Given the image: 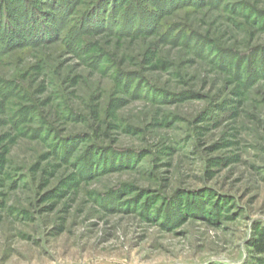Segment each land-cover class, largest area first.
I'll return each instance as SVG.
<instances>
[{
    "label": "rangeland",
    "instance_id": "obj_1",
    "mask_svg": "<svg viewBox=\"0 0 264 264\" xmlns=\"http://www.w3.org/2000/svg\"><path fill=\"white\" fill-rule=\"evenodd\" d=\"M264 0H0V264H264Z\"/></svg>",
    "mask_w": 264,
    "mask_h": 264
},
{
    "label": "trees",
    "instance_id": "obj_2",
    "mask_svg": "<svg viewBox=\"0 0 264 264\" xmlns=\"http://www.w3.org/2000/svg\"><path fill=\"white\" fill-rule=\"evenodd\" d=\"M258 243L256 244V250L260 253V254H264V235L262 236V238H259Z\"/></svg>",
    "mask_w": 264,
    "mask_h": 264
}]
</instances>
